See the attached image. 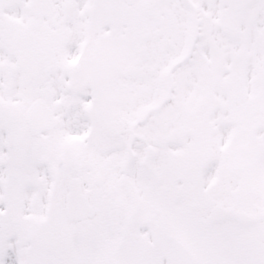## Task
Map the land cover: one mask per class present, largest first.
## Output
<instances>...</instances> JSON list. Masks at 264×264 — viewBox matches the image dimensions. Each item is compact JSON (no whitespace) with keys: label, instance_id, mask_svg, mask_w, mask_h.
Returning <instances> with one entry per match:
<instances>
[{"label":"snow or ice","instance_id":"1","mask_svg":"<svg viewBox=\"0 0 264 264\" xmlns=\"http://www.w3.org/2000/svg\"><path fill=\"white\" fill-rule=\"evenodd\" d=\"M0 264H264V0H0Z\"/></svg>","mask_w":264,"mask_h":264}]
</instances>
